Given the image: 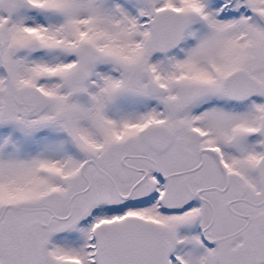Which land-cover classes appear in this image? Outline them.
Here are the masks:
<instances>
[{
	"label": "snow or ice",
	"instance_id": "obj_1",
	"mask_svg": "<svg viewBox=\"0 0 264 264\" xmlns=\"http://www.w3.org/2000/svg\"><path fill=\"white\" fill-rule=\"evenodd\" d=\"M0 264H264V0H0Z\"/></svg>",
	"mask_w": 264,
	"mask_h": 264
}]
</instances>
